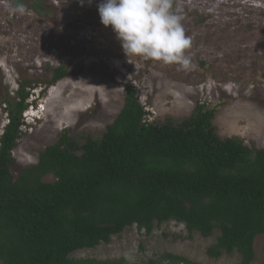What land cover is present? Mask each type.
Instances as JSON below:
<instances>
[{
  "label": "rangeland",
  "instance_id": "1",
  "mask_svg": "<svg viewBox=\"0 0 264 264\" xmlns=\"http://www.w3.org/2000/svg\"><path fill=\"white\" fill-rule=\"evenodd\" d=\"M28 12L12 14L17 0H0V137L23 85L28 111L12 151L15 176L38 162L45 146L63 131L83 143L100 138L124 106L128 87L147 111L148 120L175 124L197 105L216 111L222 138H239L264 148V0H171L181 17L194 68L128 57L111 27L101 23L94 0H20ZM56 68L68 75L52 83ZM53 176L45 178L52 181ZM208 238L175 221L156 224L147 234L136 225L110 243L76 251L75 258H126L133 264L165 253L200 264H238L241 254L210 257ZM253 264H264V236L255 241Z\"/></svg>",
  "mask_w": 264,
  "mask_h": 264
},
{
  "label": "trees",
  "instance_id": "2",
  "mask_svg": "<svg viewBox=\"0 0 264 264\" xmlns=\"http://www.w3.org/2000/svg\"><path fill=\"white\" fill-rule=\"evenodd\" d=\"M67 75L56 68L52 83ZM26 90L0 137V264H133L73 254L110 243L129 226L150 234L169 221L206 238L219 229L208 255L238 252V264H253L255 241L264 236V148L220 137L214 109L200 104L176 124L152 122L128 87L102 137L81 143L63 131L15 176L12 151L30 106ZM139 264L200 263L165 253Z\"/></svg>",
  "mask_w": 264,
  "mask_h": 264
},
{
  "label": "clouds",
  "instance_id": "3",
  "mask_svg": "<svg viewBox=\"0 0 264 264\" xmlns=\"http://www.w3.org/2000/svg\"><path fill=\"white\" fill-rule=\"evenodd\" d=\"M80 2L83 6L85 0ZM93 2L87 0L89 5ZM97 8L101 23L111 27L128 57L179 64L186 70L195 67L186 55L191 37L186 35L181 17L171 11V0H100ZM27 12L20 0L11 9L12 14ZM28 103L33 107L34 102Z\"/></svg>",
  "mask_w": 264,
  "mask_h": 264
}]
</instances>
